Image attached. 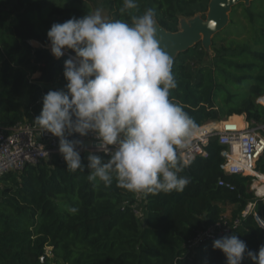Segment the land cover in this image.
<instances>
[{
  "label": "trees",
  "instance_id": "1",
  "mask_svg": "<svg viewBox=\"0 0 264 264\" xmlns=\"http://www.w3.org/2000/svg\"><path fill=\"white\" fill-rule=\"evenodd\" d=\"M209 1L137 0L134 14L152 8L163 27L177 31L184 7L206 4L201 11H207ZM100 2L111 20L130 22L129 15L120 13L123 0ZM239 6L246 19L261 28L252 44L231 51L213 41L212 61L196 70L189 69L181 56L194 48L201 55L205 52L201 42L173 60L178 87L171 95L197 127L228 118L232 125L241 115L253 124L264 122V105L258 102L264 95V0L238 4L232 11ZM93 9L86 0H0V126L34 120L43 96L66 84L67 56L57 59L31 41L48 44L52 24ZM228 26L214 38L228 34ZM206 149L208 155L190 160L183 173L190 184L183 192L170 194L138 196L115 182L111 188H94L87 179L90 170L70 172L61 154L5 174L0 178L9 184L0 186V264H227L213 241L233 234L258 254L264 244V200L251 188V176L223 169L225 146L217 137ZM87 154L81 152L85 165ZM257 168L264 171V154ZM251 202L253 211L230 231L191 246L199 231L222 220L226 205L235 206L231 217L235 219ZM68 207L79 211L72 214ZM242 264L254 262L246 257Z\"/></svg>",
  "mask_w": 264,
  "mask_h": 264
},
{
  "label": "clouds",
  "instance_id": "2",
  "mask_svg": "<svg viewBox=\"0 0 264 264\" xmlns=\"http://www.w3.org/2000/svg\"><path fill=\"white\" fill-rule=\"evenodd\" d=\"M138 8L137 0H123L120 13L130 22L107 19L97 8L52 24L51 53L57 59L68 51L75 55L64 63L66 84L43 96L33 122L58 138L70 172L90 170L94 188L115 182L138 196L183 192L191 182L183 175L190 165L185 152L197 124L171 95L178 82L174 61L157 38L155 11L136 15ZM73 136L78 138L69 139ZM90 136L95 151L85 145L83 138ZM82 151L88 153L87 165ZM213 248L224 253L227 264H242L246 257L264 264V244L257 254L235 234L215 239Z\"/></svg>",
  "mask_w": 264,
  "mask_h": 264
},
{
  "label": "built area",
  "instance_id": "3",
  "mask_svg": "<svg viewBox=\"0 0 264 264\" xmlns=\"http://www.w3.org/2000/svg\"><path fill=\"white\" fill-rule=\"evenodd\" d=\"M41 47L51 53L50 42L42 43ZM73 55L75 54L68 51L64 56L69 59ZM262 98L264 95L259 98L264 105ZM244 119L246 127L243 129L229 125L205 129H203L205 125L197 127L192 144L185 152V156L189 160L197 156H207L206 145L211 138L217 137L219 142L225 146L222 152L225 158L223 169L229 174L251 176V188L257 198L264 200V171L257 168L258 161L264 154V122L253 124L247 121L246 116ZM33 121L26 119L13 126H0V178L9 172L21 171L27 165H37L44 160H49L55 154H60L58 138L43 132ZM83 139L85 145L95 151L96 141L91 136ZM220 184L224 185V182L220 181ZM254 205L255 203L251 202L247 207L254 208ZM246 208L235 219L223 216L219 222L199 231L191 246L196 247L204 240L218 238L230 231L241 222V218L250 213L249 208ZM137 212L140 213L139 210Z\"/></svg>",
  "mask_w": 264,
  "mask_h": 264
},
{
  "label": "water",
  "instance_id": "4",
  "mask_svg": "<svg viewBox=\"0 0 264 264\" xmlns=\"http://www.w3.org/2000/svg\"><path fill=\"white\" fill-rule=\"evenodd\" d=\"M253 1L255 0H210L206 14L181 16L177 31L167 30L156 19L157 38L173 60L199 42L205 50L210 51L214 36L229 25L232 9L241 3L248 6ZM258 102L261 103L260 100Z\"/></svg>",
  "mask_w": 264,
  "mask_h": 264
},
{
  "label": "rangeland",
  "instance_id": "5",
  "mask_svg": "<svg viewBox=\"0 0 264 264\" xmlns=\"http://www.w3.org/2000/svg\"><path fill=\"white\" fill-rule=\"evenodd\" d=\"M89 3L93 5V11L97 8L101 9L104 16L107 19H112L110 13L108 10L102 6L100 0H86ZM208 5V2H207ZM206 6V4H194L191 6L184 7L182 12H180V15L190 16V13L192 15H196L199 13L206 14L207 11H201V9ZM261 31V28L251 24L245 17L244 14V8L242 6H239L234 11L230 13V23L228 26V34H219L217 35L213 40L216 42V45H220L224 43L227 47L231 49V51H236L239 48H241L244 45H250L253 43L254 36L258 34V32ZM31 43L36 47H41L40 42L38 41H31ZM214 46L212 43L211 50L203 52L201 55L199 53V48H194L189 50L187 53H184L181 56V60L187 65V67L191 70H196L197 67L201 63H210L212 61V58L214 56ZM73 53V52H72ZM201 56V58H200ZM39 73L35 74L34 77H38ZM259 100V98H258ZM246 116V115H245ZM243 121V118L239 119L238 121L234 123H241ZM232 123V125L234 124ZM9 185L8 182H2L0 181V186L3 185ZM141 198V197H140ZM235 208L233 205H226L225 211H224V217L231 219L232 217V210ZM247 207L246 209H248ZM254 208H249V211H253ZM195 255V253H194Z\"/></svg>",
  "mask_w": 264,
  "mask_h": 264
},
{
  "label": "crops",
  "instance_id": "6",
  "mask_svg": "<svg viewBox=\"0 0 264 264\" xmlns=\"http://www.w3.org/2000/svg\"><path fill=\"white\" fill-rule=\"evenodd\" d=\"M237 117H240V116H237ZM243 118V121L241 123H234L233 125H229L228 123L229 122H232L231 119H228V120H222V121H218V120H211V121H208L206 125H209V126H213V124H220V125H217V126H232V127H239V128H244L246 126V122H245V115H242L241 116Z\"/></svg>",
  "mask_w": 264,
  "mask_h": 264
},
{
  "label": "bare ground",
  "instance_id": "7",
  "mask_svg": "<svg viewBox=\"0 0 264 264\" xmlns=\"http://www.w3.org/2000/svg\"><path fill=\"white\" fill-rule=\"evenodd\" d=\"M73 56H74V55H73ZM217 125H220V124H213V126H209V125H207V126H204L203 129H205V128H209V127H217ZM245 127H246V126H245ZM245 127H244V128H245ZM242 129H243V128H242Z\"/></svg>",
  "mask_w": 264,
  "mask_h": 264
}]
</instances>
